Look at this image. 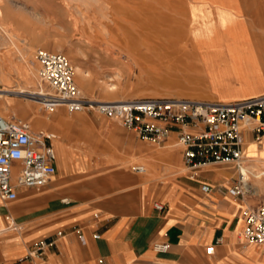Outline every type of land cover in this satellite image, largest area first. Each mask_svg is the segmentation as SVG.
<instances>
[{
	"label": "crops",
	"instance_id": "1",
	"mask_svg": "<svg viewBox=\"0 0 264 264\" xmlns=\"http://www.w3.org/2000/svg\"><path fill=\"white\" fill-rule=\"evenodd\" d=\"M184 5L187 49L201 76L187 90L162 98L233 103L263 96L264 32L261 43L251 3ZM75 68L77 85L89 94L88 72ZM108 86L105 82L104 93H111ZM0 112L40 128L36 133L54 134L57 155L56 175L46 186L18 189L14 202L0 198V264H37L28 253L40 240L55 242L45 252L48 264H264V253L243 236L244 211L264 204V177L261 185L251 184L242 197H233L229 189L239 179L238 169L212 164L186 179L175 134L164 146L149 147L97 113L69 114L61 107L42 119L13 96L0 101ZM244 142L243 167L249 171L247 183H253L264 173L246 160L256 151L261 159L256 165L264 171V137L256 142L246 130ZM140 162L147 169L144 175L132 171ZM209 171L228 177L206 179L203 173ZM205 183L212 187L209 194L201 190ZM157 203L165 206L163 212L155 209ZM159 242L170 244L167 254L154 251Z\"/></svg>",
	"mask_w": 264,
	"mask_h": 264
},
{
	"label": "rangeland",
	"instance_id": "2",
	"mask_svg": "<svg viewBox=\"0 0 264 264\" xmlns=\"http://www.w3.org/2000/svg\"><path fill=\"white\" fill-rule=\"evenodd\" d=\"M189 1L251 3L250 12L256 15V37L262 43L264 0H0V63L6 73L0 80V94L4 96L0 101L13 96L32 116L49 117L42 115L46 113L38 110L41 105L36 101L25 98L28 94L20 93L50 91L39 76L35 59L39 48L62 52L74 67L88 72L90 93L80 89L92 101L162 98L187 90L201 76L195 72L186 44L184 3ZM259 60L262 64V48ZM30 68L28 79L25 70ZM105 82L115 90L104 93ZM0 115L12 118L1 112ZM32 130L37 132L40 128ZM255 157L256 151H250L248 167L264 173L256 165L261 159ZM189 172L183 166L186 179ZM261 176L264 177L262 173ZM203 177L228 175L209 171ZM262 177L246 183V189L251 184L261 185Z\"/></svg>",
	"mask_w": 264,
	"mask_h": 264
},
{
	"label": "built area",
	"instance_id": "3",
	"mask_svg": "<svg viewBox=\"0 0 264 264\" xmlns=\"http://www.w3.org/2000/svg\"><path fill=\"white\" fill-rule=\"evenodd\" d=\"M41 82L50 91L28 94L41 105V110L53 114L64 107L69 114L92 112L119 123L141 141L165 144L172 134L176 146L183 149V164L193 176L208 165L235 166L239 179L229 189L233 197H242L246 178L243 172L244 132L252 133L256 142L264 137V95L233 103H201L181 99L147 98L127 101L99 102L88 99L76 83L75 67L62 52L39 48L35 53ZM55 135L34 132L19 118L5 119L0 115V198L4 202L18 199V189H41L56 175V151L51 144ZM132 171L144 175V165ZM203 193L212 192L209 184H202ZM157 211L165 206L155 204ZM243 236L247 244L264 253V204L247 208L243 213ZM58 233V236H61ZM95 238H99L98 235ZM221 240H218L220 242ZM83 242V240H82ZM54 241L34 243L28 259L48 264L45 252ZM167 242L155 243L157 254L170 251ZM214 246L207 249L213 254Z\"/></svg>",
	"mask_w": 264,
	"mask_h": 264
},
{
	"label": "bare ground",
	"instance_id": "4",
	"mask_svg": "<svg viewBox=\"0 0 264 264\" xmlns=\"http://www.w3.org/2000/svg\"><path fill=\"white\" fill-rule=\"evenodd\" d=\"M29 68V67H28ZM76 71H77V69L75 68V74H76ZM0 72L2 73V75L4 76V75H6V73H5V71H4V68H3V66L1 65V63H0ZM25 74H26V77L29 79L30 78V76H31V74H32V69L30 68V70H28V69H26L25 70ZM108 88H109V91H114L115 89H114V87L112 86V85H109L108 86ZM45 93L44 91H39V92H37V93H35V92H26L25 90H21V92L20 93H23V94H38V93ZM25 98H30L29 96H25ZM37 104H39L38 102H36ZM41 108H39L38 110H40ZM58 110V109H57ZM56 110V111H57ZM42 115H46V114H42ZM46 116H49V115H46ZM243 172H244V174H245V178H246V183H247V176H248V173H249V171L246 169V168H244L243 167ZM262 177V176H261ZM249 179V178H248ZM250 180V179H249ZM245 189H246V184H245Z\"/></svg>",
	"mask_w": 264,
	"mask_h": 264
}]
</instances>
